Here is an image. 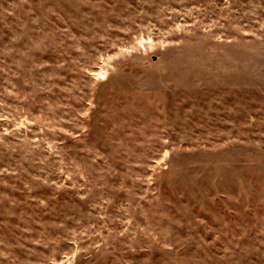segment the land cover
<instances>
[{"label": "rangeland", "instance_id": "374dc122", "mask_svg": "<svg viewBox=\"0 0 264 264\" xmlns=\"http://www.w3.org/2000/svg\"><path fill=\"white\" fill-rule=\"evenodd\" d=\"M0 264H264V0H0Z\"/></svg>", "mask_w": 264, "mask_h": 264}]
</instances>
